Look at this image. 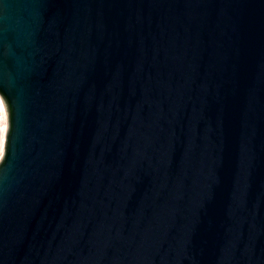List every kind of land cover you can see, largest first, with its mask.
Instances as JSON below:
<instances>
[{
    "label": "water",
    "instance_id": "1",
    "mask_svg": "<svg viewBox=\"0 0 264 264\" xmlns=\"http://www.w3.org/2000/svg\"><path fill=\"white\" fill-rule=\"evenodd\" d=\"M0 264H264V0H0Z\"/></svg>",
    "mask_w": 264,
    "mask_h": 264
},
{
    "label": "bare ground",
    "instance_id": "2",
    "mask_svg": "<svg viewBox=\"0 0 264 264\" xmlns=\"http://www.w3.org/2000/svg\"><path fill=\"white\" fill-rule=\"evenodd\" d=\"M6 129V115L0 99V157L3 151V137Z\"/></svg>",
    "mask_w": 264,
    "mask_h": 264
},
{
    "label": "built area",
    "instance_id": "3",
    "mask_svg": "<svg viewBox=\"0 0 264 264\" xmlns=\"http://www.w3.org/2000/svg\"><path fill=\"white\" fill-rule=\"evenodd\" d=\"M4 139H5V132H4V137H3V146H4Z\"/></svg>",
    "mask_w": 264,
    "mask_h": 264
}]
</instances>
